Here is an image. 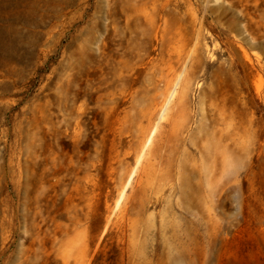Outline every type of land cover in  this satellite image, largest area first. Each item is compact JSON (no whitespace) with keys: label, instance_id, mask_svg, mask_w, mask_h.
Segmentation results:
<instances>
[{"label":"rangeland","instance_id":"obj_1","mask_svg":"<svg viewBox=\"0 0 264 264\" xmlns=\"http://www.w3.org/2000/svg\"><path fill=\"white\" fill-rule=\"evenodd\" d=\"M0 264H264V0H0Z\"/></svg>","mask_w":264,"mask_h":264},{"label":"bare ground","instance_id":"obj_2","mask_svg":"<svg viewBox=\"0 0 264 264\" xmlns=\"http://www.w3.org/2000/svg\"><path fill=\"white\" fill-rule=\"evenodd\" d=\"M77 55L79 56L81 54V49L80 47L77 45ZM187 85H188V78L187 75H185V73H183V76L181 78V82L179 83L178 88L175 90V88L171 91V95L175 92H177V94H179L178 96L183 98L186 95V90L187 89ZM167 103V99L165 100V103L162 105L163 107H165V104ZM154 108L153 111H151V109ZM157 109V106L155 103L151 104L150 107V115H152ZM164 110V108H162ZM151 121V116L149 117V122Z\"/></svg>","mask_w":264,"mask_h":264}]
</instances>
